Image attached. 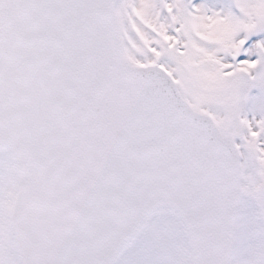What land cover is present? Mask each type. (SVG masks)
Masks as SVG:
<instances>
[{"label":"snow or ice","instance_id":"snow-or-ice-1","mask_svg":"<svg viewBox=\"0 0 264 264\" xmlns=\"http://www.w3.org/2000/svg\"><path fill=\"white\" fill-rule=\"evenodd\" d=\"M0 264H264V0H0Z\"/></svg>","mask_w":264,"mask_h":264}]
</instances>
